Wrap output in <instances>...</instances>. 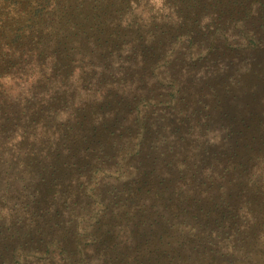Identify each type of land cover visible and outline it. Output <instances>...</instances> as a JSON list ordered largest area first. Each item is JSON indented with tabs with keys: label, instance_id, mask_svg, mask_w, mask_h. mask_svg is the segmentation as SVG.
<instances>
[{
	"label": "rangeland",
	"instance_id": "374dc122",
	"mask_svg": "<svg viewBox=\"0 0 264 264\" xmlns=\"http://www.w3.org/2000/svg\"><path fill=\"white\" fill-rule=\"evenodd\" d=\"M218 1L0 0V232L58 210L0 264H264V13Z\"/></svg>",
	"mask_w": 264,
	"mask_h": 264
},
{
	"label": "trees",
	"instance_id": "16d2710c",
	"mask_svg": "<svg viewBox=\"0 0 264 264\" xmlns=\"http://www.w3.org/2000/svg\"><path fill=\"white\" fill-rule=\"evenodd\" d=\"M247 1V2H245ZM237 3V5L235 7H237L238 9L240 8H248L250 7V5L252 4H256L257 5V9L259 11L262 12V14L264 13V0H236L235 1ZM218 4V5H217ZM216 5L218 6L217 8L220 7V10H222L223 12H228L230 10V7L227 6L226 2L224 0H219L218 3H216ZM228 8V9H226ZM236 9V8H234ZM232 11V10H231ZM67 92H64V91H58L55 95L56 97L54 98H51V100L53 102L49 103L48 104V108L49 109H57L58 107H60V105L63 103V102H66L67 103ZM38 115V118H42L43 119V129H41L39 132H38V136L41 137L42 140H39L40 141V144H51L52 143V134H50L48 132V129L45 128L46 126V116L44 115V110H39L38 113H36ZM36 121V120H35ZM23 134H26V132H23ZM61 135L56 139V147L55 149H58L57 150V154H61L62 153V149H63V146L64 144H61ZM80 138H76L74 141H73V145L75 147L71 148L68 150L69 155H78L79 151H81L80 148H78V143L77 142H80ZM88 149V148H87ZM92 154L89 153V155ZM57 163L59 162V159L56 160ZM62 162V161H61ZM88 165H90L88 163ZM62 167V166H59V168ZM55 169H58V167H55ZM73 186V183L72 182H69L68 183V188H71ZM79 187H82L83 186V183L79 184L78 185ZM143 189H146V191H149L153 194V188L151 186H148L146 185L145 183H143L141 180L138 181L134 186H131V185H127V201L129 202V207L132 209L135 207V205H140V204H136L138 199L141 198V195L143 193L142 190ZM75 190L76 189H73V193H72V205L73 206H76L78 204V201L76 199L77 197V194L75 193ZM50 192H52V190H48L47 193H44V196L45 195H50ZM48 197V196H47ZM7 202L5 200V198L2 200V203H5ZM41 202H37L36 204H40ZM47 204V203H45ZM141 205L143 206L144 204L141 203ZM55 207V205H51L50 208H46V210L42 209V213L40 214H37V211H33V215L38 217L39 219L41 220H32L31 222L33 227L35 228L36 227V231L35 232H32V227L29 229L30 231L29 232H23L21 233L22 231V228H20L23 224H22V217H16L12 220V224L14 226V228H7L8 229V232H9V236L4 234L3 231L0 232V234L2 235V237H0V247L4 250H7L9 248L12 249L13 252L17 251V248L16 246H8L9 245V240L10 238H13V239H16V240H19V246L24 248L26 246H28V243L26 242V238H29V240L31 242H35L36 244H41L44 240H46L47 238H50L53 236V233L55 231H51L50 229H52L53 227H57L58 226V223H53V225H51V222H52V219H56L55 217L58 216V210H53V208ZM45 213V214H44ZM18 225V227L16 228L15 226ZM49 229V230H47ZM106 234V233H105ZM106 240H100V244L104 243ZM8 244V245H7ZM30 247V251L29 252H35V250H38L40 249L42 246H33L31 248ZM61 248L63 249V246H61ZM27 252V251H26ZM25 252V253H26ZM46 252L48 253V250H46Z\"/></svg>",
	"mask_w": 264,
	"mask_h": 264
}]
</instances>
